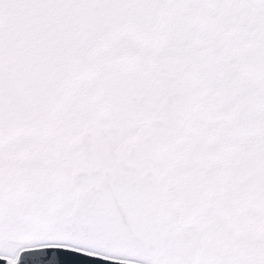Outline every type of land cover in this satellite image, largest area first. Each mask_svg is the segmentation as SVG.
I'll use <instances>...</instances> for the list:
<instances>
[{"label":"snow or ice","instance_id":"snow-or-ice-1","mask_svg":"<svg viewBox=\"0 0 264 264\" xmlns=\"http://www.w3.org/2000/svg\"><path fill=\"white\" fill-rule=\"evenodd\" d=\"M79 257L264 264V0H0V260Z\"/></svg>","mask_w":264,"mask_h":264},{"label":"water","instance_id":"water-1","mask_svg":"<svg viewBox=\"0 0 264 264\" xmlns=\"http://www.w3.org/2000/svg\"><path fill=\"white\" fill-rule=\"evenodd\" d=\"M25 255H29V254H22V261H23ZM65 255L75 256L76 254L66 253ZM79 259L86 261L87 264H110L109 261H92L90 258H87V257H79ZM0 264H6V262L4 260H0Z\"/></svg>","mask_w":264,"mask_h":264}]
</instances>
